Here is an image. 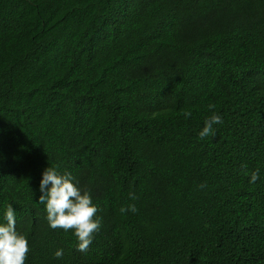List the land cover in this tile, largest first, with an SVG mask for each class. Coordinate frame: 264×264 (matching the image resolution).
Masks as SVG:
<instances>
[{
    "label": "trees",
    "instance_id": "obj_1",
    "mask_svg": "<svg viewBox=\"0 0 264 264\" xmlns=\"http://www.w3.org/2000/svg\"><path fill=\"white\" fill-rule=\"evenodd\" d=\"M50 166L98 208L86 252L39 203ZM8 205L25 264H264V0H0Z\"/></svg>",
    "mask_w": 264,
    "mask_h": 264
},
{
    "label": "clouds",
    "instance_id": "obj_2",
    "mask_svg": "<svg viewBox=\"0 0 264 264\" xmlns=\"http://www.w3.org/2000/svg\"><path fill=\"white\" fill-rule=\"evenodd\" d=\"M214 107L215 105H209V109H214ZM185 117H191V112H186ZM222 122V117L213 112L205 120V126L199 133L200 138L214 135V125ZM258 179L259 170L257 169L252 172L250 182L255 183ZM74 180L71 173L61 174L57 168L52 166L46 168L40 182L42 195L39 203L46 204V219L49 226L52 229L74 230L79 241L78 250L86 252L93 241L94 233L98 232L101 227V218L96 216L98 208L92 203L90 193L84 191L82 194ZM129 196L130 199H137L134 193L130 192ZM128 211L135 213L138 209L134 204L120 209L121 213ZM5 219L7 223L0 225V264H25L29 243L27 238L18 233L16 229V218L12 205H8ZM55 256L62 258L63 249H58Z\"/></svg>",
    "mask_w": 264,
    "mask_h": 264
}]
</instances>
